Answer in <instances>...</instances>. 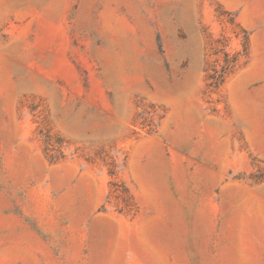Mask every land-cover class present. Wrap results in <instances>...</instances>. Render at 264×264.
<instances>
[{
    "label": "rangeland",
    "instance_id": "374dc122",
    "mask_svg": "<svg viewBox=\"0 0 264 264\" xmlns=\"http://www.w3.org/2000/svg\"><path fill=\"white\" fill-rule=\"evenodd\" d=\"M0 264H264V0H0Z\"/></svg>",
    "mask_w": 264,
    "mask_h": 264
}]
</instances>
